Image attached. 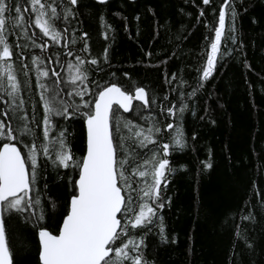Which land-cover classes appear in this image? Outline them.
Here are the masks:
<instances>
[{
  "label": "trees",
  "instance_id": "1",
  "mask_svg": "<svg viewBox=\"0 0 264 264\" xmlns=\"http://www.w3.org/2000/svg\"><path fill=\"white\" fill-rule=\"evenodd\" d=\"M42 2L57 9L59 19L53 24L61 33L59 43L36 27L31 0H5L9 11L4 35L13 53L8 62L20 92L10 97L4 80L0 121L5 130L26 125L30 134L17 141L0 138V145L13 143L27 158L29 145L34 144L38 159L29 194L32 206L22 204V211L0 206L11 264H39L36 231L56 232L74 194L75 164L83 152L85 117L80 113L89 109L73 113L70 107L71 118L54 115L46 140L42 96L58 93V106L62 100L74 107L82 101L68 93L86 85L84 100L93 101L109 84L129 93L143 88L149 99L147 107L133 102L127 113L113 106L120 117L113 121L114 143L123 145L117 155L130 161L125 168L132 189L122 194L131 196L133 209L122 218L127 235L117 245L136 241L140 248L129 256H141L143 264H264V0H231L220 54L207 79L203 70L209 40L214 39L210 29L218 27L225 0H210L207 5L203 0ZM46 11L44 19H49L51 11ZM18 15L23 21L16 24ZM76 57L84 61L80 67L88 79L83 84L72 83L76 68L69 65L78 64ZM92 59L97 63L88 62ZM43 71L47 77L40 75ZM123 121L131 123V131ZM169 124L174 126L171 131ZM150 128L156 142L141 147L142 138L133 133L142 130L147 136ZM61 131L74 157L69 168L55 161L58 144L53 141L61 139ZM178 133L183 146L175 143ZM164 143L170 145L168 157L162 156ZM45 146L48 155L43 153ZM153 154L167 158L172 169L167 187L161 185L158 203L163 208L156 209L151 223L132 228L128 221L147 200L141 199L140 189L151 182L150 176H133L132 170ZM26 166L30 168V160Z\"/></svg>",
  "mask_w": 264,
  "mask_h": 264
},
{
  "label": "snow or ice",
  "instance_id": "2",
  "mask_svg": "<svg viewBox=\"0 0 264 264\" xmlns=\"http://www.w3.org/2000/svg\"><path fill=\"white\" fill-rule=\"evenodd\" d=\"M99 2L105 3L106 0H99ZM70 3L75 5L77 0H70ZM203 3L207 5L210 0H203ZM230 3L231 0H225V4L218 14V27L210 29L214 32V39L209 40L210 52L207 55V64L203 70L204 79L212 74L220 54L221 42L225 32L226 9ZM31 7L35 13L34 23L36 27L41 30L44 36L50 37L55 43H59L61 33L53 24V20L59 19L56 7L50 4L46 5L42 0H31ZM46 8L51 11L49 19H44L48 15ZM8 11L5 0H0V87H4V80H6L7 87L10 89L8 95L15 98L20 92V85L14 73L13 65L8 62L13 56L4 35ZM15 11L19 13L20 8H16ZM21 21H23V17L18 15L14 23L19 24ZM84 35L87 36L86 33ZM76 60L78 61L77 65H69L70 69L76 68V75L72 77V83L75 84L79 81L83 84L88 79L80 67L84 61L79 57H76ZM33 62L38 63L35 60ZM88 62L97 63L95 59ZM40 75L47 77L48 72L43 71ZM53 75H58V73L53 72ZM40 86L47 91L45 85L41 84ZM87 93L86 85L83 89H75L68 93L69 96H79L82 101L74 107L62 100L59 101L58 106L55 99L59 95L58 93H54L52 97L42 96L45 112L43 135L46 140L53 128L52 117L54 115L71 118L72 113L68 111L70 107H72L73 113L79 112L80 108H86L89 111L80 113L86 119L87 150L83 159L75 164L79 169V175L78 180L74 182L75 191L70 199V211L63 219L58 234H53L47 229L39 231L40 260L42 264H124L126 260H130V264H143L141 256H129L130 251L140 248V244L136 241L129 239L127 242L121 241L117 245L121 236L127 235L126 226L122 224V218L133 209L131 208V196L126 197L122 194L132 189L125 168V165L129 164L130 161L123 156L118 158V149H122L123 145L114 143L113 121H120L118 109L130 112L133 109L134 101H139L147 107L149 99L143 88L138 87L134 94H131L114 84L101 89L94 101L84 100ZM23 103L24 101L21 100L20 106ZM113 105H117L118 109H114ZM169 111L171 112L172 109ZM121 123L123 127L132 130L130 122L123 121ZM173 127L172 124H169L167 130L171 131ZM5 129V123L0 121V138L7 141H17L19 136L30 134V129L26 125L16 129L9 126L7 130ZM154 131L158 133L159 129L156 128ZM148 132L149 135L147 136L142 130L133 133L137 138H142L139 141L141 147H146L148 142H156L151 135L153 129H148ZM59 135L61 139L53 141L54 144H58L55 161L60 166L69 168L73 166L74 157L66 140L63 139L64 132L61 131ZM175 143L183 146L182 133L177 134ZM161 147L162 156L168 157L170 145L164 143ZM42 150L44 155H48L47 146L43 147ZM29 160L30 168L26 166ZM37 166V148L34 144L29 145V154L26 158L22 155V149L15 144L3 143L0 147V206L18 211L24 210L21 208L22 204L27 207L32 206L33 197L29 194L34 190ZM207 166L211 167V165ZM171 171L170 161L167 158H158L156 154H153L150 160H145L143 165H138L132 170L133 176L151 177V182L141 188L140 191L142 192V200L147 198V200L152 201L151 205L147 200L139 205L138 214L134 216L132 221H128L132 228L151 223L152 218L156 215V209L163 208V203H158L161 198V185L167 187V174ZM39 202L38 199L35 200L36 204ZM114 245L116 246L113 247ZM0 264H11L5 223L2 218H0Z\"/></svg>",
  "mask_w": 264,
  "mask_h": 264
},
{
  "label": "water",
  "instance_id": "3",
  "mask_svg": "<svg viewBox=\"0 0 264 264\" xmlns=\"http://www.w3.org/2000/svg\"><path fill=\"white\" fill-rule=\"evenodd\" d=\"M94 2H96V3H100L99 2V0H93ZM107 1V0H106ZM127 1H134V0H127ZM111 85H113V84H109V85H107V86H111ZM107 86H105V87H107ZM104 88V87H103ZM103 88H101V89H103ZM140 88V87H139ZM100 89V90H101ZM136 89V88H135ZM135 89H133L132 90V92H131V94H134V91H135ZM99 90V91H100ZM98 91V92H99ZM98 92L96 93V95H95V97H94V99H93V101L97 98V94H98ZM134 102H137V103H140L141 105H143L141 102H139V101H134ZM113 106H115V107H117L118 108V106L117 105H113ZM122 113H127V112H124L123 111V109H119ZM83 134H84V144H83V152H82V156H81V160L83 159V157L86 155V150H87V128H86V119L84 118V120H83ZM3 145V144H2ZM2 145H0V147H2ZM80 160V161H81ZM78 175H79V169L77 170V175H76V177H75V179H74V182L76 181V180H78ZM75 188V187H74ZM73 195H71L69 198H68V201H67V209H66V212H65V214L62 216V218L60 219V222H59V224H58V227H57V230H56V232L55 233H53V234H58V231H59V229L61 228V226H62V221H63V219L66 217V215L69 213V211H70V199H71V197H72ZM41 229H43V228H41ZM41 229H38L37 231H36V242H37V261H38V263L39 264H42V262H41V260H40V251H41V249H40V244H39V239H38V233H39V231L41 230Z\"/></svg>",
  "mask_w": 264,
  "mask_h": 264
}]
</instances>
